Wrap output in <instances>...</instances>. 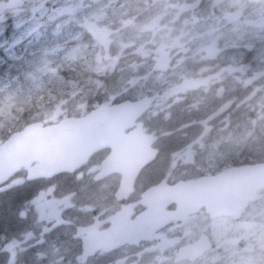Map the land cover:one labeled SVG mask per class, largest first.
<instances>
[{"label":"flooded vegetation","instance_id":"af4514ba","mask_svg":"<svg viewBox=\"0 0 264 264\" xmlns=\"http://www.w3.org/2000/svg\"><path fill=\"white\" fill-rule=\"evenodd\" d=\"M0 29L79 152L0 174V264H264V0H0Z\"/></svg>","mask_w":264,"mask_h":264},{"label":"water","instance_id":"95a60500","mask_svg":"<svg viewBox=\"0 0 264 264\" xmlns=\"http://www.w3.org/2000/svg\"><path fill=\"white\" fill-rule=\"evenodd\" d=\"M75 142V137H69V133L58 126L43 128L41 123L29 125L22 133L14 134L7 143L0 146V174L21 167L25 154L17 148L23 145L27 149L26 154L34 161L52 160L38 167L35 173L37 175L48 170L59 172L71 168L74 165L70 162L71 158L79 154Z\"/></svg>","mask_w":264,"mask_h":264},{"label":"rangeland","instance_id":"374dc122","mask_svg":"<svg viewBox=\"0 0 264 264\" xmlns=\"http://www.w3.org/2000/svg\"><path fill=\"white\" fill-rule=\"evenodd\" d=\"M0 45H2V42H0ZM0 62H4L3 59H0ZM11 74L0 69V116H10L11 114H22L24 112L31 113V106L33 102H36L38 110L31 113V115H34L32 118L37 117L39 108L42 107L43 95L47 94L49 90L53 91V89L48 84L43 85L41 77L36 72L30 73L31 76L21 84L19 78H12ZM48 94L53 95L51 92Z\"/></svg>","mask_w":264,"mask_h":264},{"label":"trees","instance_id":"16d2710c","mask_svg":"<svg viewBox=\"0 0 264 264\" xmlns=\"http://www.w3.org/2000/svg\"><path fill=\"white\" fill-rule=\"evenodd\" d=\"M11 76H12V77H14V76H15V74H12Z\"/></svg>","mask_w":264,"mask_h":264}]
</instances>
